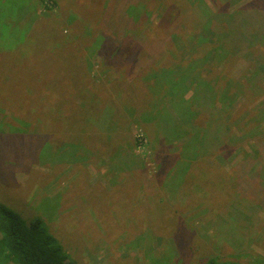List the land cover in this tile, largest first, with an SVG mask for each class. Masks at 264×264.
<instances>
[{
	"label": "rangeland",
	"instance_id": "obj_1",
	"mask_svg": "<svg viewBox=\"0 0 264 264\" xmlns=\"http://www.w3.org/2000/svg\"><path fill=\"white\" fill-rule=\"evenodd\" d=\"M56 1L58 5L45 0L40 6L37 0H18L14 14L2 21L10 35L19 26L23 36L29 33L30 37L11 53L0 51V202L27 223L35 216L44 218L72 256V264H153L155 259L158 264H180L176 243L157 238L166 224L163 209L151 204L158 191L153 181L159 169L157 160L164 157L160 152H167L159 146L168 147L167 153L176 151L188 141L192 128L199 135L190 152L184 144L175 158L182 164V174L198 158L205 163L204 169L220 165L222 171L217 168L229 186L246 167L249 152L259 147L264 155V133L260 132L258 140L249 137L253 128L264 125V59L263 46L254 44L259 41L257 34H262L255 32L256 25L250 26L253 41L240 45L231 39L216 48L201 40L198 52L183 53L175 32L182 22L193 25L192 20L217 29L226 21L237 22L246 16L255 17L252 24L263 21L264 0H99L101 7L92 10L88 1L97 0ZM21 7L26 14L22 20ZM46 7L53 12L45 11ZM118 11L120 15L115 16ZM3 14L0 5V19ZM35 15L40 19L36 24ZM162 15L164 23L158 25ZM114 19L113 28H107ZM127 34L134 35L126 40ZM106 40L108 51L103 50ZM159 40L164 42L158 44ZM4 41L5 37L1 44ZM0 49L10 48L0 45ZM215 50L217 58L213 57ZM142 55L148 59L142 60ZM176 64L182 68L177 79L184 87L180 95L167 99L158 79L162 82V71ZM122 67L119 78L112 81L110 71ZM135 73L142 77L140 85L119 83L125 75V80H132ZM192 78L197 89L196 84L187 88ZM209 80L215 82V89L201 107L208 113L212 106L218 109L214 123L207 112L203 113L204 125L210 127L192 118L191 123H182L189 113L196 117L191 98ZM68 91L71 107L61 98ZM48 97H53L52 109L26 107ZM17 102L23 107H17ZM178 102L179 112L174 106ZM176 123L182 125L181 135ZM105 140L113 143L112 150L105 147ZM131 152L146 160L143 174L147 179L135 191L136 184L119 186L111 170L120 154ZM205 173H194L182 195L194 203L191 210L180 212L187 237L194 235L196 224L205 226V221L198 220L213 203L209 190L199 185L198 175L206 179ZM214 179H208L212 196ZM159 181L169 186L167 180ZM227 188L230 192L227 186L222 191L228 192ZM259 215L264 220L262 207ZM147 222L149 230L138 235L140 241L134 239L133 228H144ZM230 230L234 231L231 237ZM257 236L247 232L244 237L233 227H217L214 222L195 235L194 246L200 247L188 254L187 264L230 254L246 262L262 256V263L264 239Z\"/></svg>",
	"mask_w": 264,
	"mask_h": 264
},
{
	"label": "trees",
	"instance_id": "obj_2",
	"mask_svg": "<svg viewBox=\"0 0 264 264\" xmlns=\"http://www.w3.org/2000/svg\"><path fill=\"white\" fill-rule=\"evenodd\" d=\"M17 1L3 0L0 3L1 7L4 8V13H6L3 14L4 15L3 18L0 19V32L2 33V35H0L2 37V38L0 37V45H4L5 47L10 48L9 50L0 49V51L3 53L4 52L11 53V51H13L14 49L19 48V44L26 43L30 37L29 33L23 36V31L21 32L20 30H18L19 26H17L15 31L13 33L11 32L10 35L9 28L7 27V25L3 24L2 22L5 17L11 16L14 10H17L18 7ZM19 1L20 3H22V0ZM37 1L41 6L45 0H37ZM50 1H51V5L52 4L58 5L56 0H50ZM88 2L90 5L89 7L90 10H92L93 7L100 8L102 5V3L99 0L94 2L93 1H88ZM77 4L80 6L81 3L80 4L77 3ZM46 8L47 9H45V11L50 10L49 12H53L52 11L53 8L50 7H46ZM170 9L171 8L167 9V7H165L166 12H170ZM18 10L20 12V19L22 20L23 16L26 14L24 12L21 13L23 10L22 7L19 8ZM117 14L120 15V12L119 11L116 12L115 16ZM82 16L85 17V20L87 21L85 12L84 14H82ZM254 18L251 19L249 18V16H246L245 18L241 17L240 19L237 20V22L226 21V23L222 25V27H219L218 29L213 28L212 26L209 27L207 23H201L200 20L199 21L192 20L193 25L185 24V22H182V27L180 25L175 32L176 40L180 38L182 44L181 51H183V53L185 50L191 52H198L200 49H202L201 47H199V42L201 40H206L209 44H214L216 48L223 46L225 42L229 43L231 39H234V42L236 44L241 45V43H243L245 40L253 41L250 37L251 33H253L250 29V26L256 25L255 32L261 31L262 34H257V37H259V41H255L254 44L263 46L262 47L263 52L261 55L264 59V20L258 22L255 21L256 23L252 24L251 22ZM164 19L165 16L162 15L159 18L158 25L164 23L163 22ZM34 22L35 24L37 22H40V19H37L36 15ZM131 22L134 23V21ZM114 24H115V19L111 24L106 25V27L113 28ZM120 24L124 25V23H120ZM24 26H26V24ZM32 26L33 25L31 24V28ZM14 27L15 26H13L11 29L13 30ZM180 27L181 29L178 31ZM133 35L134 34H127L125 39L126 40L131 39ZM4 37H5V41L1 44V41L3 40ZM6 39L8 41H6ZM163 42H164L163 40H159L158 44H162ZM170 43L171 41L168 44ZM109 45L110 44L107 43V40L104 41L103 50L107 49L108 51ZM138 49L141 48L139 47ZM216 51L217 50H215L213 54L214 58H217ZM138 52L140 51L138 50ZM144 59H148V56L142 55V60ZM188 67L191 68V66ZM142 69L145 70L144 67H142ZM122 70L123 67L120 70L114 69L113 71L112 70L110 71V78L112 79V81H115L117 78H119L120 72L121 73L123 72ZM181 71L182 68L179 64H176L174 68L166 69L162 71L164 80L160 82L159 80L161 78L160 77L158 79L159 82L158 84L161 86L163 90V94L167 99L176 97L181 94V89L182 86L184 87V84L180 86L179 85L180 80L177 79L179 75L177 73H180ZM9 76L13 78V74H10ZM126 76L127 75H125L122 78V81H120L119 83L122 84L124 83L129 86H135L136 83L140 85V82L142 81V77L141 76L137 77L136 73L134 74V78L132 80H128V79L125 80ZM14 81L16 82L17 80L15 79ZM166 82L171 83V85L168 87ZM214 83H215L214 81H210V80L207 82H203L202 88L197 90L193 95V97L191 98L193 101L192 103H194L193 108L195 109L194 112H196V117L194 116L191 117L189 113V117L184 118V120H182V123L183 122L191 123L190 119L192 118V121H194L196 124L204 127H210L211 124L207 123L206 124L207 126L204 125L205 119L203 113L207 111H204V109L201 106L204 104L209 91H213L215 89L213 87V85H215ZM194 84H196L195 89H197L198 84L196 83L195 79L192 78L191 82L188 83L187 88H193L191 86H193ZM228 90H230V87L228 88ZM202 92H204V94ZM68 95H69V91L64 93L61 96V98L65 102L66 106L71 107L73 105L71 103L69 104ZM52 98L53 97H48L46 99L33 101L26 107L52 109L50 108L52 107ZM182 100L185 99L183 98ZM34 102L37 103V106L34 105ZM174 106L177 111L180 110L179 102ZM17 107H23V106L19 105L17 102ZM210 108L211 110L209 113L207 112L208 113L207 116L209 120L212 121V123H214V119L216 118V112L218 111V109L215 106H212ZM256 122L258 123L257 120ZM181 126H182L181 123L180 124L176 123V125L174 126L176 127V132H178L180 135L182 134V132L180 131V128L182 130ZM256 127L259 128H253L250 131L251 133L249 134V137H253V138L256 137L258 140L260 138L259 137L260 132L262 131L264 133V125H260ZM198 135L199 132H197L195 136L193 129L190 128L188 135L186 137L188 141H183V143L180 144L179 148L176 151L170 153H167L168 147L166 146L162 147V143H161L159 146V150L160 151L166 150L167 152H160L162 155H164L163 159H158L160 161L156 159L159 169L156 171L157 173L155 175L156 179H153L154 182L157 181L158 183V191L156 194L154 193V199L153 201H151V204L157 205L159 208L163 209L164 212L163 211L162 212L166 219L165 220L166 224L163 223L164 227L160 228L161 233L162 231L164 233H162V235H158L157 238L164 239L166 237L168 241L176 243L175 250L179 255L181 261L180 264H187L189 262L188 254L192 253V249H198L200 247L198 244L194 246L195 235L201 232L204 227L209 226L214 222L217 227H223V228L227 226H231V228L233 227L236 230V233L238 232L241 236L246 237L247 232H249L250 235L256 234L258 235L257 237H261L264 239V231H262L264 220L262 219V216L259 215L260 207L264 209V155H262L260 148L255 147L252 153L249 152L247 157L244 159L246 167H243V169L236 175L237 179H235L234 181L230 180L231 184L228 186V182L223 179L222 175L219 172L220 168L218 166L220 165H216L213 167L205 166L206 169H204L205 163H203L198 158H195L193 160L192 165L189 164L187 173L185 174L184 171L182 174V164L181 162L176 161L175 158L181 155L180 150L183 149L184 144L188 147V152H190L189 148L191 145H193L194 140L197 139ZM105 147L106 148L110 147V149L112 150L114 146L112 142L105 140ZM247 152L248 151H246V153ZM137 155L139 154H134V152L128 154L125 153L120 154L118 158H116L115 162H113V165H111V170L117 175V178L119 180V186L124 184L125 186L131 187V183L136 184V187L132 188L134 191L138 186L142 184V182H144L145 179H147L146 177H144L143 174V172L146 169V163H145L146 160L141 155L140 156L142 157V159L137 157ZM199 163L201 164L198 165ZM193 166L196 168V170L194 169L195 171L192 172L191 170L193 169ZM201 166L203 167V170ZM212 169L214 171H212ZM167 170L168 172H165ZM199 171L206 172L204 175L206 176V179H203L198 175L199 185L209 190L208 194H210V196L208 197L212 200L213 203H215V207H212L213 203L209 204V207H211V209L207 208L208 212L202 217H200V219L198 220V221H205L204 223L205 226L202 227V224L200 223L196 224L194 227V231H195L194 235H188L187 237L184 236V232H182V231L187 232L188 229L183 227V225L181 224L182 217L180 215V212L182 211L183 213L185 210H191V207L193 206L194 203L192 200H187V198L183 199L182 195L186 193L185 190L189 189L191 182H193L192 175L194 173L198 174ZM233 171L234 170H230V173H233ZM236 173L237 172L235 171V174ZM200 175H203V173ZM213 176H215L214 190L212 193L214 194V196L211 195L210 185L208 184V179ZM159 180H167L169 186H167V183L161 182ZM151 181L152 180L148 182ZM175 184L179 185V187H176L177 185L175 186ZM223 186L229 187L231 191L229 192L228 188H227L228 192L227 190L222 191ZM136 219L137 217L135 218V220ZM139 224H141L140 221ZM148 224L149 223L147 222L144 228L138 226L133 228L135 235L134 239L138 241L141 240L140 239L141 236L138 237V235L139 234L143 235L146 231L149 230L150 227L147 228V226H149ZM166 225H170V226L165 227ZM139 231L141 232L137 234V232ZM227 234L228 235L230 234L231 237V234H234V231L230 230L227 232ZM182 243H185V246H182ZM186 247L189 250H187L185 254L184 248ZM261 257L262 256H259L257 259H255L254 262H246V261H242L240 257L238 258L236 257V255H232V254L226 257L211 255L205 259L204 258L201 259L202 262L201 264H264V262L260 263L261 261H263V260H259V258ZM71 258L72 256L69 254V252H67L63 244L51 232L50 227L47 225L44 218L40 216H35L34 218L31 219L30 222L27 223V221L18 212L14 211L4 203L0 202V264H72ZM158 263H159L158 259H155L153 264H158Z\"/></svg>",
	"mask_w": 264,
	"mask_h": 264
}]
</instances>
